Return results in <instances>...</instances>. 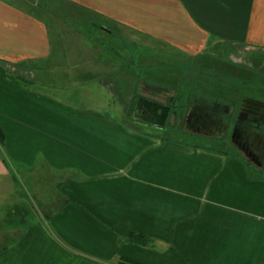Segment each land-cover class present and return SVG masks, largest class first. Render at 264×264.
Masks as SVG:
<instances>
[{
	"label": "crops",
	"instance_id": "1",
	"mask_svg": "<svg viewBox=\"0 0 264 264\" xmlns=\"http://www.w3.org/2000/svg\"><path fill=\"white\" fill-rule=\"evenodd\" d=\"M134 48L163 67L135 71ZM262 54L264 0H0V264H264V169L119 111L144 88L177 132L201 109L235 117ZM211 69L230 96L195 93Z\"/></svg>",
	"mask_w": 264,
	"mask_h": 264
},
{
	"label": "flooded vegetation",
	"instance_id": "2",
	"mask_svg": "<svg viewBox=\"0 0 264 264\" xmlns=\"http://www.w3.org/2000/svg\"><path fill=\"white\" fill-rule=\"evenodd\" d=\"M196 112L185 117L183 124L188 130L216 138L224 144L229 143L253 164L264 169V101L252 96L244 97L235 117H231L228 109L217 116L202 109ZM179 121L172 122L173 126H170L176 130L183 128ZM165 124L164 127H167V122Z\"/></svg>",
	"mask_w": 264,
	"mask_h": 264
},
{
	"label": "rangeland",
	"instance_id": "3",
	"mask_svg": "<svg viewBox=\"0 0 264 264\" xmlns=\"http://www.w3.org/2000/svg\"><path fill=\"white\" fill-rule=\"evenodd\" d=\"M130 51H132V52H130V54L134 53V55H135L134 61L137 64V67L136 68L133 67V69L135 71H138V70H141V69L142 70L144 69L146 71H150L151 68L156 69V68H162L163 67L162 64L160 65L158 62H156V61H161L162 59H164V56H162V55L161 56L158 55V54L157 55H154V54L150 53L149 51L146 52V50H140V48H136V49L134 48V50H130ZM223 54H225V57L224 58H228V56H229L230 53H227L226 52V53H223ZM262 56H263L262 59H264V54H262ZM231 59L234 62H241V60L240 61L238 60L239 59L238 56H235V55L231 56ZM152 61L154 63H151L150 64L151 67L148 68L147 65L149 64V62H152ZM197 63L198 62H196V63L193 62V64H197ZM244 63L247 64V62H244V61H242L240 64H242V66H246ZM210 64H216V61L211 60L206 65H210ZM184 65L186 66V64H184ZM184 65L181 68L184 69L185 68ZM203 69H205V68H203ZM249 70L264 78V67L262 68V71L261 72H259V71L256 72L254 69L253 70L252 69H249ZM206 71L207 70H205V72ZM210 71H211L210 73L202 74L205 77V79H209V83L208 84H200V86H202V87H200V86L199 87L202 88V89L198 90L196 88V92L195 93H199V94L201 93V94H203L202 93V92H204L203 89H205V87H207V88L209 87L211 89V91L215 93V96L216 97L230 96L231 93L233 92L232 87H230L231 83L230 82L227 83L226 81L225 82L215 81V78L218 79L219 78V75H218L217 72L212 71V69ZM221 71H224V70H221ZM156 72L158 73L157 75H159V76H160V74L163 73V72L161 73L159 71H155V74H156ZM185 72H186V70L184 71V73ZM226 72H228V71H226ZM228 77L229 78H232L230 76H228ZM203 80L204 79H202L201 81H203ZM236 80L237 81H232V82H236V84H237L238 81H239V79H236ZM242 84H243V87L248 88V90H245V91H242L241 92L244 97L248 98V96L249 97L254 96V97L259 98L258 100H260L262 102L264 101V86H263V88L262 87L260 88L259 93H255L254 94V93L251 92V90L249 91V89L251 87V85H250L251 83L249 84V83H247V82L244 81V82H242ZM226 85H227V87H226ZM141 93H142V95H147L149 97V93H148V91L146 89H144V88L139 89L138 94H141ZM236 93L238 94V93H240V91L238 90ZM185 94H187V93H185ZM252 94H254V95H252ZM119 98H121V97H119ZM129 98H130V96L129 95L128 96L126 95L125 99L124 98L122 99V101H123V107L122 108L119 107V111H120V109H122V111H124L123 114H125V116H126L125 117V121L126 122H129L130 124H132V126H134L136 128H139L138 125H139L140 120L138 121V119H136L134 115H132V114L129 115L128 114V112L130 111V107L127 106V104H129L127 102V100H129ZM238 98H239V96H238ZM220 101L222 102L223 99H221ZM114 105H115L114 103H111L109 108L112 109ZM172 122H173V119L169 120V123H167L168 126H167V129L166 130H169L170 132L167 133V134H165L164 137H170V138H172L173 140H176V141L182 140L184 142L196 144L197 146H201V147H203V146L204 147H212L215 150L216 149H220V150H222L224 152V155L227 154L228 152H231L233 154H235V153L236 154H239L238 151H237V149L235 147L227 146V145L225 146V145L221 144V142H219L217 139L213 140L212 138L207 137L205 135H197V134H194V133H191V132L190 133L182 132V131L177 132L175 128H172L170 126V125L173 126ZM161 130H164V129L161 128ZM17 177H18L17 178L18 186H20L19 188H22L23 189L21 191L25 193L24 196H21V197L19 196V197L21 199H23V200H24V198L27 199V202L29 204L33 205L34 208L36 209V211L38 213H40V212L43 213V210H45L44 209L45 208V205L43 204V201H41L40 199H38V195L39 194L35 193V190H34L35 186L34 185L32 186L31 183H28L29 181H27L24 177H22V174L21 173H20V175L17 174ZM27 184H28V186H27ZM23 202H25V201H23Z\"/></svg>",
	"mask_w": 264,
	"mask_h": 264
},
{
	"label": "water",
	"instance_id": "4",
	"mask_svg": "<svg viewBox=\"0 0 264 264\" xmlns=\"http://www.w3.org/2000/svg\"><path fill=\"white\" fill-rule=\"evenodd\" d=\"M170 110L171 108L168 104L140 97L135 107L134 116L149 125L164 128L171 113Z\"/></svg>",
	"mask_w": 264,
	"mask_h": 264
},
{
	"label": "trees",
	"instance_id": "5",
	"mask_svg": "<svg viewBox=\"0 0 264 264\" xmlns=\"http://www.w3.org/2000/svg\"><path fill=\"white\" fill-rule=\"evenodd\" d=\"M140 98V95H136L135 97H132V102L127 104V106L130 107V111L128 112L129 115H134V111H135V107L138 103V99ZM172 111H174L176 109L175 107V103H172V104H169ZM174 109V110H173ZM4 139H5V134L3 132V130L1 129L0 127V152H2L3 150V143H4ZM131 239H135L137 241H140V243L144 244L148 241V238H145L143 235H132V238ZM118 264H142V263H138L136 261H131V260H128V259H125V258H121L119 260V263Z\"/></svg>",
	"mask_w": 264,
	"mask_h": 264
}]
</instances>
